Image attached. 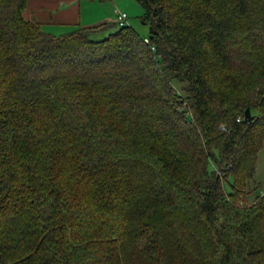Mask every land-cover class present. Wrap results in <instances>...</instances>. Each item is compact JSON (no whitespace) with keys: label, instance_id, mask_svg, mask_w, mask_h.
<instances>
[{"label":"trees","instance_id":"1","mask_svg":"<svg viewBox=\"0 0 264 264\" xmlns=\"http://www.w3.org/2000/svg\"><path fill=\"white\" fill-rule=\"evenodd\" d=\"M134 1L96 41L0 0V264H264V0Z\"/></svg>","mask_w":264,"mask_h":264},{"label":"crops","instance_id":"2","mask_svg":"<svg viewBox=\"0 0 264 264\" xmlns=\"http://www.w3.org/2000/svg\"><path fill=\"white\" fill-rule=\"evenodd\" d=\"M122 2L125 3L123 0L105 3L81 0H27L23 17L27 21L38 23L44 32L56 37L67 35L80 28H94L99 25L112 26L109 35L117 28L116 10L120 9L118 3ZM109 3L113 4L112 16L109 11L103 10V7L110 5ZM96 10H98L97 16L89 15L90 12Z\"/></svg>","mask_w":264,"mask_h":264},{"label":"rangeland","instance_id":"3","mask_svg":"<svg viewBox=\"0 0 264 264\" xmlns=\"http://www.w3.org/2000/svg\"><path fill=\"white\" fill-rule=\"evenodd\" d=\"M111 1H113V0H111ZM123 1H125L124 4H123V2L121 4L118 3V7L120 9L116 10L117 14L124 13L128 18L126 25L132 27L138 33V35H140L141 37H146L148 34V31H149V26L142 21V17L144 14L143 10L140 8V6L134 0H123ZM211 1L213 4L214 0H211ZM198 3L204 7H206V5H207L206 0H204V1L199 0ZM84 4H87V3H84ZM97 4H99V3H97ZM112 7H113V4L111 3L109 6L106 5V7H103V10L109 11V13L112 16L114 13L111 10ZM89 15L90 16H97L98 10L90 12ZM249 19L256 20L253 18V15L251 17H249ZM259 20H260V18H259ZM244 22H247V21L244 20ZM111 28H112V26H110V27L107 26L104 28V30L90 34L89 37H90V39L96 40V41L104 39L107 37L108 33L111 31ZM239 36H240L239 37L240 39L245 38L243 35H239ZM150 49L152 52H155L154 47H151V45H150ZM242 49H243V54L245 55L244 56V62H245L247 67H252V66L257 67L260 65V61L264 60V57H261L263 55L261 53H262V51H264V49H257V47H254L251 45L248 46L246 44H244ZM237 63H238V61H237ZM255 76H256V78H259L258 75H255ZM173 84L175 87H179L175 82H173ZM259 84L261 85V81L259 82ZM250 185L248 186V189L246 190V196H245V204H248V206L253 204V202H255V197L257 194L254 191V188L255 187L258 188L257 192L264 190V144H263V146H262V148L258 154L255 173H254L252 181L250 182ZM225 188H226V191H229L227 185H225Z\"/></svg>","mask_w":264,"mask_h":264},{"label":"built area","instance_id":"4","mask_svg":"<svg viewBox=\"0 0 264 264\" xmlns=\"http://www.w3.org/2000/svg\"><path fill=\"white\" fill-rule=\"evenodd\" d=\"M127 16L124 14V13H121V14H117V17H116V20H115V23L117 25V27H122V26H127ZM145 42L147 43L148 40H145ZM240 121V119H238V122ZM224 129V128H222ZM261 195L263 196L264 195V192L261 193Z\"/></svg>","mask_w":264,"mask_h":264},{"label":"water","instance_id":"5","mask_svg":"<svg viewBox=\"0 0 264 264\" xmlns=\"http://www.w3.org/2000/svg\"><path fill=\"white\" fill-rule=\"evenodd\" d=\"M245 122L249 123L251 122V115H250V110L247 109L245 114H244Z\"/></svg>","mask_w":264,"mask_h":264}]
</instances>
